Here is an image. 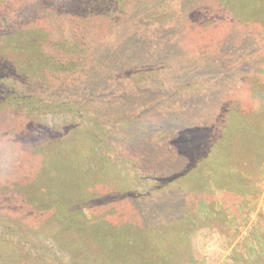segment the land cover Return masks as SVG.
<instances>
[{
	"label": "rangeland",
	"instance_id": "rangeland-1",
	"mask_svg": "<svg viewBox=\"0 0 264 264\" xmlns=\"http://www.w3.org/2000/svg\"><path fill=\"white\" fill-rule=\"evenodd\" d=\"M0 264H264V0H0Z\"/></svg>",
	"mask_w": 264,
	"mask_h": 264
},
{
	"label": "trees",
	"instance_id": "trees-1",
	"mask_svg": "<svg viewBox=\"0 0 264 264\" xmlns=\"http://www.w3.org/2000/svg\"><path fill=\"white\" fill-rule=\"evenodd\" d=\"M125 215H126V213H125ZM140 215H141V214H140ZM117 233H118V230H117V232H115V231H110V233H108V234H109V238H108V240L110 239V241H112V242H116V241H117V240H116V238H117L116 236L118 235ZM120 235H121V237L118 238V241H119V242H122L123 239H124V237L126 236V234H124L123 232H121ZM114 237H116V238L114 239ZM82 238H83V236H82ZM84 238H85V241L88 242L90 237H89L88 235H86V237H85V235H84ZM102 238H103V237H102ZM104 238H105V237H104ZM104 238H103L102 240L105 241V242L107 243L108 241H107L106 239H104ZM110 241H109V242H110ZM84 243H85V242H84ZM116 244H117V242H116ZM118 244H119V243H118Z\"/></svg>",
	"mask_w": 264,
	"mask_h": 264
}]
</instances>
